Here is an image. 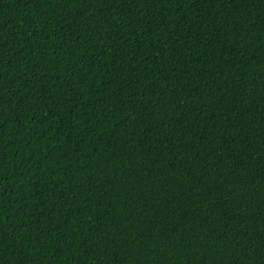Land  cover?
Segmentation results:
<instances>
[{
	"label": "trees",
	"instance_id": "1",
	"mask_svg": "<svg viewBox=\"0 0 264 264\" xmlns=\"http://www.w3.org/2000/svg\"><path fill=\"white\" fill-rule=\"evenodd\" d=\"M0 264H264V0H0Z\"/></svg>",
	"mask_w": 264,
	"mask_h": 264
}]
</instances>
